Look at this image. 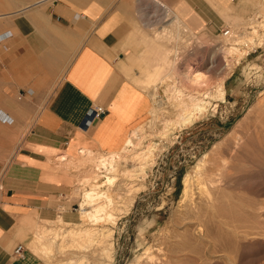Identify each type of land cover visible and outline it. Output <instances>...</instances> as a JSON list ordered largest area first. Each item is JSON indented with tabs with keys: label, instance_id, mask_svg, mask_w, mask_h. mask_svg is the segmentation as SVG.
Returning <instances> with one entry per match:
<instances>
[{
	"label": "rangeland",
	"instance_id": "rangeland-1",
	"mask_svg": "<svg viewBox=\"0 0 264 264\" xmlns=\"http://www.w3.org/2000/svg\"><path fill=\"white\" fill-rule=\"evenodd\" d=\"M39 1L46 0H5L4 5L6 10L16 12L18 8H28ZM263 3V0H253L247 4L248 9L237 10L226 19L229 31L244 35V40L238 44L232 43L233 37L225 38L221 29L188 26L191 30L170 10L159 19L150 13L140 20L138 29L132 33L133 59L145 55L147 42L154 48V53L148 63L142 61L140 66L135 65L136 74H131V70L128 74L147 92L149 103L141 122L128 134L133 146H125L121 158H116L117 164L123 162L118 165L120 171L136 172L138 176L133 179L117 176L119 178L112 186L104 184L101 187L109 190L116 203L109 208L116 213V222L105 225L112 232L113 264H137L140 257V264H146L143 255L148 246L152 254L159 250V262L152 264H264ZM247 34L254 41L259 37L261 43L251 46ZM143 37L147 39L146 43L142 41ZM244 42H248L247 45ZM231 45L235 49L227 50ZM160 46L164 48L160 49ZM219 47L222 51L216 50ZM240 53L243 55L239 58ZM130 57L132 59L131 54ZM193 70L207 75V80L199 87L183 80L185 74ZM218 84L224 87V102L212 99L206 112L197 115L186 126L180 128L174 124L178 113L189 111L188 94L191 91L196 88L199 92L211 91V87L215 89ZM174 87L183 91L180 99L174 93ZM160 97L164 104L156 106ZM149 149L154 160L144 168L146 174L142 177L137 150L139 153ZM109 153L83 149L79 155L68 156L66 161L59 163L73 175L66 211L74 212V215H58L30 223L24 251L34 257V264H47L46 259H38L30 248L35 232L53 225L81 224L78 219L80 195L98 175L100 177L95 163ZM204 155L203 177L216 178V172L224 173L219 188L209 187L211 194L207 198L193 186L192 196L184 198L183 177ZM62 159L60 156L58 160ZM125 181L129 185L124 184ZM86 183L89 185L85 186ZM98 183H102V178L97 179L95 184ZM116 206L120 207L114 210ZM198 220L202 222L204 237L198 236Z\"/></svg>",
	"mask_w": 264,
	"mask_h": 264
},
{
	"label": "crops",
	"instance_id": "crops-1",
	"mask_svg": "<svg viewBox=\"0 0 264 264\" xmlns=\"http://www.w3.org/2000/svg\"><path fill=\"white\" fill-rule=\"evenodd\" d=\"M157 1L46 0L11 12L0 0V264H34L24 251L30 223L74 215L73 175L57 156L120 149L146 114L149 96L128 75L154 53L143 37L145 55L133 59L140 20L159 19L165 5L187 27L216 30L253 2ZM94 105L104 114L82 127Z\"/></svg>",
	"mask_w": 264,
	"mask_h": 264
},
{
	"label": "bare ground",
	"instance_id": "bare-ground-1",
	"mask_svg": "<svg viewBox=\"0 0 264 264\" xmlns=\"http://www.w3.org/2000/svg\"><path fill=\"white\" fill-rule=\"evenodd\" d=\"M155 2L159 3L160 5H162L157 0H155ZM157 6H159V5L157 4ZM162 10L164 11V12L162 11L163 12V17L162 18H164L166 15H168L169 9L165 6V7H163ZM156 14L157 13H155V15ZM156 17H157V15H156ZM154 18H155V16H154ZM160 22H162V20ZM177 26H178V23H177ZM163 27H165V24H164V26H162L160 28L159 31H162ZM247 35H246V37H248V39H249V35L248 36ZM223 36H225V38H227V39H230V38L233 37L232 43L234 42L236 44H238L244 38V35H239L236 32H234L233 30L229 31L228 34L223 35ZM258 38L259 37H257V39H256L257 41H254L255 39H253V37H251V39H249V41L248 40H246V41L250 42L251 46L252 45L255 46L256 44H260L261 43V40L259 41ZM247 43L244 42L245 45H247ZM159 48L163 49L164 47L160 46ZM228 49L229 50L230 49L233 50V49H235V47L231 45V47L227 48V50ZM216 50L222 51L221 47L217 48ZM242 55L243 54L240 53L239 58ZM212 57H214V56H212ZM213 62L214 61H212L211 63H213ZM225 65L227 66L228 63L225 62ZM210 66H212V65H210ZM184 79L185 80L187 79L188 82L191 85H193L194 87H196V86L199 87L201 84L205 83L204 81L207 80V75L205 73L201 72V71L193 70V71H189V73L185 74V76L183 77V80ZM160 83H163V82H160ZM179 88L178 87H174L173 90H174V93L176 95H178L179 99H180L181 95H183V93H182L183 91L181 89H179ZM155 89L157 90V88H155ZM155 89H153V90H155ZM166 89H168V88H166ZM187 89H188V87H187ZM194 90L195 91H191V93L188 94V98H189L190 104H188V105L186 104V105L190 107L189 111L188 112L184 111V112L178 113L176 119H174V124L175 123H176V125L178 124V126L180 128L183 127V126H186V124L190 120H193V119L197 118V115H201L204 112H206L207 107L210 104V100L215 99V100H218L220 102H224L225 90H224V87L221 84L216 85L215 89H214V87H213V89L211 87V91L205 90L203 92H199V90L197 88L194 89ZM196 90H198V91H196ZM166 94L164 93V95H166ZM263 95H264V93H263ZM156 96H157V94L154 95L153 98L156 97ZM154 101H156V100H154ZM156 103H157V105L155 104L156 106H161V105L164 104V101H162L161 97H160V100L157 101ZM185 107L186 106H184V108ZM261 123H262V121H261ZM172 125H173V123H172ZM261 125H262L261 128L264 131V123H262ZM259 126H260V124H259ZM163 134H164V132H163ZM234 136H236V134H234L233 137ZM133 144L134 143H133L132 139L128 137L126 139V141L124 142V146L122 148L117 149L115 151H112L109 154H107V156H102L98 161H96L95 170H97L98 173H101L100 177L98 175V178L99 179L102 178V183L95 184V183H97V179H98V178H96V180H93L91 182V184H90L91 186L89 188H85L83 190L82 194L80 195L79 211H78V219H79V221H81L80 225H77L76 222H74V224L76 226L74 225V226H68L67 227V226H63V224L59 223V221H58V223L61 224V225H59V226L58 225H53L52 227H50L47 230H43V231H40V232L39 231L35 232L34 239L30 242L29 245H30V248H31L32 252L34 253V255L38 259H42V258L46 259L47 264H113V260H114L113 259V251H114V248L112 246V243H110V239H111L110 237L112 235V232H111L110 228H107V227L105 228V225H107L106 223H108V222H112V223L116 222L115 221L116 220V215H115L116 213L110 211V209H109V208H111V206L113 204H116V203H114L113 196L109 193V190L103 189L101 187L104 184H106V186L107 185H111L112 186L114 184V182L116 180H118L119 177H122L121 179H123V178L133 179V176H138L137 174L135 175L136 172L135 173L133 172L132 174H130L128 170L122 171L123 170L122 169L120 171V169L118 168V165L119 164H123V162L121 161V162H119V164L116 163V158H121L122 154L124 153V149H125L124 147L125 146L126 147L127 146H133ZM145 149H147V148H145ZM152 154L153 153H151L150 149L146 150V151L139 152V153H138V150H137V155H139L140 161H141V162H139L140 163L139 166H141L142 172L141 171L140 172H141V176L142 177L144 176V174H146V172L144 171V168L146 166H148L149 164H151V162H153V160H154V159H152L154 157V156H152ZM61 155H64L62 157L64 159L58 160L60 155L57 156V159L54 158L59 163L66 161L67 160L66 158H68V155H65V154H61ZM130 159H131V156H130ZM205 159L206 158H205V155H204L198 161V163L194 166L193 170L188 172V173H186L185 176L183 177V192L182 193H183L184 198H189V197L192 196L193 186H197V188L200 190V192H202L205 195V197H207V198H208L209 194H211L210 190H209V187H212L214 189L219 188V186H218L219 184L218 183H220L224 173L223 172H219V173L216 172V174H215L216 178L211 177V176L203 177L202 169H203L204 163L206 161ZM224 160H225V158H224ZM225 163H226V161H225ZM135 166H136L135 168H137L138 165H135ZM132 168H134V167H132ZM127 169H128V166H127ZM93 175H95V173ZM117 176H119V177H117ZM84 181H86V180L84 179ZM128 182H130V180ZM124 184L129 185V184H127V182L124 183ZM86 185H89V183H86L85 186ZM122 186H124V185H122ZM196 191H198V190H196ZM132 199L129 200L131 203H132V201H131ZM119 200L120 199H118V201ZM131 203L129 204V206H132ZM119 207L120 206H116L114 208V210L118 209ZM117 214H118V212H117ZM100 222H103L104 224L103 225H101V224L99 225L98 223H100ZM69 223H71V222H69ZM196 223H197L196 230L198 232V236L204 237L205 236V231H204V228L202 227V224H201L202 222L198 220ZM190 224H192V223H190ZM149 249H150V247L148 246V248L145 249V252H144L145 255H143V256H145V259L143 258V260H146L145 263L146 264H152V263H155V262H159L160 258H159V250H158V248H156L158 250L156 254H152L150 252L151 249L150 250ZM159 249L161 250V248H159ZM137 259H139L141 261V257L137 258ZM140 261L138 262L139 264H140Z\"/></svg>",
	"mask_w": 264,
	"mask_h": 264
},
{
	"label": "built area",
	"instance_id": "built-area-1",
	"mask_svg": "<svg viewBox=\"0 0 264 264\" xmlns=\"http://www.w3.org/2000/svg\"><path fill=\"white\" fill-rule=\"evenodd\" d=\"M228 32H229V29L227 27H224L221 29L222 35H226V34H228ZM104 112H105V109L101 105H94V106L90 107L85 112V115L82 118V121L80 123L81 126L85 127L93 119L102 116L104 114ZM22 248H23L22 245L18 244L13 251H14V253L19 254L21 252Z\"/></svg>",
	"mask_w": 264,
	"mask_h": 264
}]
</instances>
